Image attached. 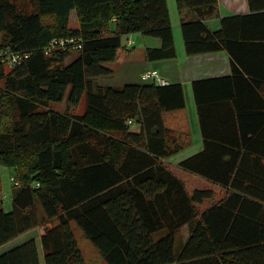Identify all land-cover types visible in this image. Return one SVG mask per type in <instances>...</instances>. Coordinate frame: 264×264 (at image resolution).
<instances>
[{"label": "trees", "instance_id": "trees-1", "mask_svg": "<svg viewBox=\"0 0 264 264\" xmlns=\"http://www.w3.org/2000/svg\"><path fill=\"white\" fill-rule=\"evenodd\" d=\"M175 2L186 54L228 51L232 75L193 83L202 149L172 164L181 145L163 117L184 108L181 85L92 83L112 76L106 64L131 34L160 41L147 60L175 56L166 0H0V51L26 55L0 65V165L18 186L11 209H0V245L42 226L45 264H85L74 224L106 264H264V191L255 190L264 186V99L258 124H244L235 82L256 75L237 47L264 45V0H248L250 13L221 18L216 31L205 21L218 17L217 0ZM69 35L81 37L80 50L44 53ZM210 82L235 91V142L221 143L229 158L218 174L210 115L220 100L198 93ZM83 95V113L51 108Z\"/></svg>", "mask_w": 264, "mask_h": 264}, {"label": "crops", "instance_id": "crops-1", "mask_svg": "<svg viewBox=\"0 0 264 264\" xmlns=\"http://www.w3.org/2000/svg\"><path fill=\"white\" fill-rule=\"evenodd\" d=\"M166 3L172 27L175 56L169 59L147 60L146 49L159 47L160 41L155 38L141 36L140 34L128 35L126 36L125 46L122 47L121 44L118 49L116 59L112 63L106 64V67L112 70V76L95 79L92 83L93 86H110L114 88H120L127 84L145 85L149 82L141 78L142 73L147 70H156L160 79L164 81V85L180 84L185 102L184 108L167 113L163 117L165 127L174 132L176 143L181 145V148L171 155L168 160L178 163L202 149L193 83L195 81L231 77L232 58L228 51L194 55L186 54L176 2L175 0H166ZM217 4L218 17L205 21V25L210 31H216L220 28V19L223 17L245 15L251 11L248 0H217ZM185 12L187 20H190L189 18L192 17L193 13ZM112 27L113 25L110 23L109 29L112 30ZM128 42L130 43L127 44ZM237 48L240 60L246 64V67L256 72V75H250L242 71V74L235 78L237 79L235 82L238 87V105H240V110L245 113L244 119H242L243 123L255 126L261 119V116L256 114V111L261 110L259 109L261 107V99H264V45ZM238 79H244L249 82L255 92L245 82ZM252 81H259L258 83H261V85H253ZM198 93L200 96L212 95L218 98L215 100H220V102H216L218 106L210 115V122L214 125V127L212 125V134L217 136V146L214 147L212 158L214 156L215 173L218 174V172L221 173L223 170L222 164L229 158L228 154L222 153L221 143L235 142L234 132L231 129L234 117L230 116L228 108L230 105L234 106L233 95L235 91L233 87H228L226 83L210 82L203 83L202 89L200 91L198 89ZM256 170L258 171L259 169L256 168ZM255 188L256 191H264V186L257 185ZM228 189V187L225 189L219 188V191L224 193ZM42 232L43 227L38 226L0 245V264H45L44 251L41 245ZM28 241L34 242L35 249L18 248ZM15 250L17 251L15 255L9 254Z\"/></svg>", "mask_w": 264, "mask_h": 264}, {"label": "rangeland", "instance_id": "rangeland-1", "mask_svg": "<svg viewBox=\"0 0 264 264\" xmlns=\"http://www.w3.org/2000/svg\"><path fill=\"white\" fill-rule=\"evenodd\" d=\"M74 16H75L74 12H72L70 15V21H69V27L72 30L77 29V22ZM126 39H127L126 37L122 38V47L125 46ZM76 56H77V52H73L71 54V57L66 59V63L74 59ZM84 107H85V96L84 95L79 99L78 103L72 107L67 104L65 99L61 103H53L51 105V108L55 111H59V112L67 111V112H72L75 114L83 113ZM168 161L172 164H176L175 162H172L170 159ZM13 178H15L14 169L0 165V209H3L4 211H9L11 209L12 196L14 194V191L18 187V186H15V182L13 181ZM72 226L75 231L74 235L77 241V245L85 261V264H106L103 261L99 252L83 236L82 232L74 224ZM180 233H181L182 239H186L188 235L187 227L183 226Z\"/></svg>", "mask_w": 264, "mask_h": 264}, {"label": "built area", "instance_id": "built-area-1", "mask_svg": "<svg viewBox=\"0 0 264 264\" xmlns=\"http://www.w3.org/2000/svg\"><path fill=\"white\" fill-rule=\"evenodd\" d=\"M128 42L127 44H129ZM82 47V39L79 35H69L66 37L55 38L51 40L48 46L45 48L44 53L49 54L53 49L60 50H72L77 51ZM23 57L19 53L12 52L9 49L0 51V65L12 66L18 64ZM141 78L148 81L149 83H154L156 85H164V81L160 79L156 70H147L142 73Z\"/></svg>", "mask_w": 264, "mask_h": 264}, {"label": "bare ground", "instance_id": "bare-ground-1", "mask_svg": "<svg viewBox=\"0 0 264 264\" xmlns=\"http://www.w3.org/2000/svg\"><path fill=\"white\" fill-rule=\"evenodd\" d=\"M38 230V229H37ZM43 259V258H42Z\"/></svg>", "mask_w": 264, "mask_h": 264}]
</instances>
